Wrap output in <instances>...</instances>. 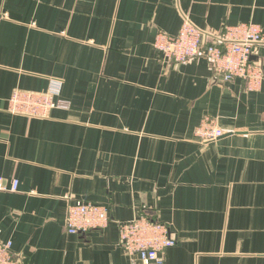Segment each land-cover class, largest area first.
<instances>
[{
  "label": "crops",
  "instance_id": "crops-1",
  "mask_svg": "<svg viewBox=\"0 0 264 264\" xmlns=\"http://www.w3.org/2000/svg\"><path fill=\"white\" fill-rule=\"evenodd\" d=\"M185 18L216 36L264 0H0V240L28 264H142L119 223L142 215L176 244L152 264H264V82H224L208 58L155 48ZM264 68V41L254 50ZM63 83L46 117L7 110L15 89ZM217 121L220 138L197 129ZM106 204L103 229L70 234L71 200Z\"/></svg>",
  "mask_w": 264,
  "mask_h": 264
},
{
  "label": "built area",
  "instance_id": "built-area-1",
  "mask_svg": "<svg viewBox=\"0 0 264 264\" xmlns=\"http://www.w3.org/2000/svg\"><path fill=\"white\" fill-rule=\"evenodd\" d=\"M263 41V28L255 22L226 25L220 34L213 36L185 18L176 35L160 31L154 46L163 59L175 63L204 55L220 80L240 79L249 91H256L264 82V68L254 58V50ZM62 87V81L57 79L46 92L15 89L8 99L7 110L28 117H46L60 105ZM197 133L203 141L210 142L224 132L215 119L206 117ZM19 185L18 179L6 185L5 177L0 175V190L17 191ZM109 221L108 205L76 199L69 203L65 225L70 234H78L103 229ZM119 233L125 252L142 264L161 262L164 250L177 242L167 224L147 215L120 222ZM12 246V240H0V264H28L13 252Z\"/></svg>",
  "mask_w": 264,
  "mask_h": 264
}]
</instances>
